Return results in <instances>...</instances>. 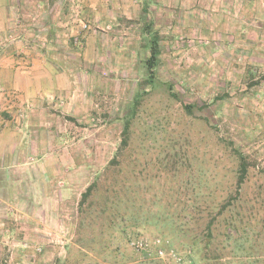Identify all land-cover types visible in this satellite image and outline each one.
Returning a JSON list of instances; mask_svg holds the SVG:
<instances>
[{"label": "rangeland", "instance_id": "1", "mask_svg": "<svg viewBox=\"0 0 264 264\" xmlns=\"http://www.w3.org/2000/svg\"><path fill=\"white\" fill-rule=\"evenodd\" d=\"M204 1L206 6L210 2ZM249 1L223 0L231 9L224 8L229 17L219 21H228L223 28L232 30L213 33H184L174 23L153 22L148 15L132 22L125 35L81 18L73 45L80 55L92 57L93 43L88 49L85 42L95 36L107 61H99L100 67L90 68L93 74L89 70L88 78L80 76L75 84L80 96L94 91L96 107L79 115L78 185L73 208L67 204L63 215L66 225L56 231L65 233V239L48 238L22 262L20 253L10 256L7 251L18 248L17 239L0 235V264H174L145 260L128 247L133 236L167 240L181 255L190 249V262L179 264H264V82L246 86L247 71L264 75V0L254 1L253 12L245 5ZM147 19L160 37L154 86L140 84L148 77L149 35L142 28ZM138 91L144 94L129 124L128 145L119 150L123 123ZM185 105L193 106L190 113ZM233 149L253 166L237 200L217 214L236 189ZM113 158L117 163L106 171ZM98 177L100 185L114 178L125 190L117 205L121 211L108 210L102 218L93 214L87 220L91 224L78 233L80 195ZM101 197L99 192L94 200ZM212 217L216 221L207 236ZM203 242L208 260L199 261Z\"/></svg>", "mask_w": 264, "mask_h": 264}, {"label": "crops", "instance_id": "2", "mask_svg": "<svg viewBox=\"0 0 264 264\" xmlns=\"http://www.w3.org/2000/svg\"><path fill=\"white\" fill-rule=\"evenodd\" d=\"M209 1L0 0V235L17 239L10 256L20 253L25 262L39 243L65 239L56 231L66 225L63 215L67 204L73 208L78 185L79 115L96 107L94 91L80 96L75 84L107 61L92 35L85 47L93 43L94 56L80 58L72 37L81 18L126 35L145 7L153 22L164 19L184 33L232 30L219 21L231 6ZM254 1L245 4L252 12Z\"/></svg>", "mask_w": 264, "mask_h": 264}, {"label": "trees", "instance_id": "3", "mask_svg": "<svg viewBox=\"0 0 264 264\" xmlns=\"http://www.w3.org/2000/svg\"><path fill=\"white\" fill-rule=\"evenodd\" d=\"M142 14L145 16L147 14L146 8L144 7L142 9ZM145 20V19H141ZM143 24V35L147 34L149 35L147 44V51H148V57L146 58L144 65L146 70L148 71V77L145 79L142 83V85L150 84L151 86H154L155 82V68L158 65L159 62V56H160V37L159 33L157 31H153V23L150 19H147L146 22ZM144 45V44H143ZM247 82L246 86L247 88H250L252 86H256L261 82H264V75H261L260 77L255 76V74L249 70L246 72ZM142 90V89H141ZM144 94L143 92L138 91L135 96L133 97V102H132V107L129 111V115L127 118H125L124 123H123V130L121 132L122 139L119 144V150L125 148L128 145V138H129V124L131 122V119L133 116L136 114V110L139 107V104L142 100V96ZM186 111L188 113L191 112V109L193 106L190 105H185L184 106ZM234 156L237 158V176H236V183H235V191L234 195L232 194L229 196L225 202H223L219 209L217 214L223 213L229 206L233 204L234 201L237 200L240 194V189L245 182V179L247 178L248 170L250 167L253 166V162L248 160L245 155H243L241 152H239L236 149L232 150ZM116 158H113L109 165L110 167H107L106 171H109L112 168L114 164H116ZM114 178L109 179V184L102 183L101 185L99 184L100 182V177L96 178L87 188L83 193L80 195V200L78 202V208H77V232L80 233V230H83L85 225H90V221H87L88 219H92V215H96L99 218H102L103 216H106L108 214V210H111L113 214L115 213H120L121 209L117 206L121 202V196L122 194L125 195V190L121 189L120 187H117V182ZM116 185V186H115ZM101 193L102 197L98 200H94L95 196L98 193ZM99 198V196H98ZM111 215V214H110ZM123 218H125V214L122 213ZM110 217V216H109ZM216 218L212 217L206 224V231H207V236H212L211 230L215 224ZM77 233V234H78ZM211 242V238L209 240ZM209 244V242H208ZM171 245L169 244V247ZM201 246V245H200ZM198 247V260L199 261H205L208 260V258L205 256V251L208 249L206 246V242H203V248ZM209 246V245H208ZM173 247V246H171ZM214 260L216 259L213 258ZM147 262V261H144ZM148 264H161L159 262H149Z\"/></svg>", "mask_w": 264, "mask_h": 264}, {"label": "built area", "instance_id": "4", "mask_svg": "<svg viewBox=\"0 0 264 264\" xmlns=\"http://www.w3.org/2000/svg\"><path fill=\"white\" fill-rule=\"evenodd\" d=\"M82 29H85L83 26ZM75 43L77 38L74 39ZM128 247L139 253L145 260H168L174 264L181 263L184 259L189 261L190 249L179 254L174 247H169V242L159 237L148 238L144 236H133L127 240ZM25 247V246H24ZM190 262V261H189Z\"/></svg>", "mask_w": 264, "mask_h": 264}]
</instances>
